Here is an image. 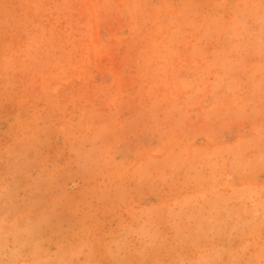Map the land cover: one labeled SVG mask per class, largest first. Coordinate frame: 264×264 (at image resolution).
<instances>
[{
    "label": "rangeland",
    "instance_id": "374dc122",
    "mask_svg": "<svg viewBox=\"0 0 264 264\" xmlns=\"http://www.w3.org/2000/svg\"><path fill=\"white\" fill-rule=\"evenodd\" d=\"M0 264H264V0H0Z\"/></svg>",
    "mask_w": 264,
    "mask_h": 264
}]
</instances>
